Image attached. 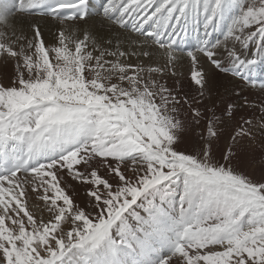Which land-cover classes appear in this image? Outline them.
<instances>
[{
	"label": "snow or ice",
	"instance_id": "1",
	"mask_svg": "<svg viewBox=\"0 0 264 264\" xmlns=\"http://www.w3.org/2000/svg\"><path fill=\"white\" fill-rule=\"evenodd\" d=\"M257 129L264 0H0V264H264Z\"/></svg>",
	"mask_w": 264,
	"mask_h": 264
},
{
	"label": "rangeland",
	"instance_id": "2",
	"mask_svg": "<svg viewBox=\"0 0 264 264\" xmlns=\"http://www.w3.org/2000/svg\"><path fill=\"white\" fill-rule=\"evenodd\" d=\"M218 81H219V84L221 85V87L219 89L220 99H217V101H216V104H217L218 107H223V104L221 103V99L223 101H228L230 97H234V93L233 92H226L225 91V87L232 88L233 86L238 85V87L235 88V90L237 92H243L245 95L251 96L253 98L254 102L257 105V108H245V109L242 110L241 115L244 118L252 119L254 127H255L259 123L260 115H261L259 113V111H258L259 98L262 95L260 93L259 85H257L256 87H252L251 90H250V87H249V85L247 83L242 85L241 82H239V83L238 82H234L233 79L230 78V75L226 76V77L218 78ZM181 83L182 84H184V83L187 84V81H185L184 83L183 82H181ZM253 88H256L257 92L252 91ZM217 114L220 115V113H217ZM259 136H261V135L259 133V130L257 129V138H256L255 141L251 142L253 144V146L257 150L259 149L258 146H260V142H261V140H259ZM259 163H260V161H259V159H257L255 164L253 165L254 166L253 168L258 167ZM79 190L82 191V198H83L84 197V191H83L82 188H79Z\"/></svg>",
	"mask_w": 264,
	"mask_h": 264
},
{
	"label": "bare ground",
	"instance_id": "3",
	"mask_svg": "<svg viewBox=\"0 0 264 264\" xmlns=\"http://www.w3.org/2000/svg\"><path fill=\"white\" fill-rule=\"evenodd\" d=\"M41 23L43 24L44 22L41 21ZM45 33L47 35V30H45ZM216 37H220V33H214L213 34V38H216ZM220 38H222V37H220ZM187 42H190L192 44L191 48L195 47L197 45V43H198L196 33H192L191 35H189L188 37H186L185 44ZM185 48H186V46H185ZM252 51L254 52L255 50L252 49ZM189 71H190V67H189L187 58H185L184 59V62H183V67H178L177 76L176 77H165V79H168L170 84L173 83V82H175V80H180L181 82L184 83L185 81H188ZM229 75L221 72L219 74L218 78L226 77V76H229ZM257 75L259 76V73H257ZM233 81L234 82H238V83L241 82L242 85L246 84L244 81L238 80V79H233ZM183 85H186V84L184 83ZM252 91L257 92L256 88H253ZM263 138L264 137L259 136V140H262ZM78 190H79V188H78ZM78 192H79V196L82 198V191L79 190Z\"/></svg>",
	"mask_w": 264,
	"mask_h": 264
}]
</instances>
